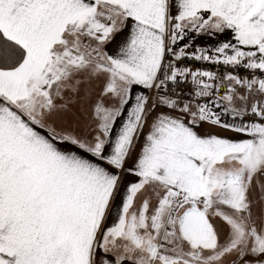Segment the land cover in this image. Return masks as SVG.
<instances>
[{
  "label": "snow or ice",
  "instance_id": "6c2138e0",
  "mask_svg": "<svg viewBox=\"0 0 264 264\" xmlns=\"http://www.w3.org/2000/svg\"><path fill=\"white\" fill-rule=\"evenodd\" d=\"M0 264H264V0H0Z\"/></svg>",
  "mask_w": 264,
  "mask_h": 264
},
{
  "label": "crops",
  "instance_id": "0c3cea01",
  "mask_svg": "<svg viewBox=\"0 0 264 264\" xmlns=\"http://www.w3.org/2000/svg\"><path fill=\"white\" fill-rule=\"evenodd\" d=\"M197 44H204V43H214V41H209L207 40V38L201 37L199 40L196 41ZM212 129H209L207 125L204 126V128L202 129V131H211ZM226 135H230V134H226ZM125 179H128V177H125ZM115 215V213L113 214Z\"/></svg>",
  "mask_w": 264,
  "mask_h": 264
},
{
  "label": "built area",
  "instance_id": "2783aa9c",
  "mask_svg": "<svg viewBox=\"0 0 264 264\" xmlns=\"http://www.w3.org/2000/svg\"><path fill=\"white\" fill-rule=\"evenodd\" d=\"M204 67H211V66H208V65H204ZM212 70H215V69H212ZM221 72H223V68L220 69Z\"/></svg>",
  "mask_w": 264,
  "mask_h": 264
},
{
  "label": "rangeland",
  "instance_id": "374dc122",
  "mask_svg": "<svg viewBox=\"0 0 264 264\" xmlns=\"http://www.w3.org/2000/svg\"><path fill=\"white\" fill-rule=\"evenodd\" d=\"M205 38V37H204Z\"/></svg>",
  "mask_w": 264,
  "mask_h": 264
}]
</instances>
